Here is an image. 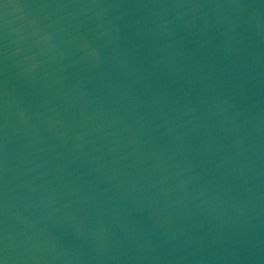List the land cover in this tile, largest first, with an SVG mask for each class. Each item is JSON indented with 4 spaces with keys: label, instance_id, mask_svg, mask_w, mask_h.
<instances>
[{
    "label": "water",
    "instance_id": "1",
    "mask_svg": "<svg viewBox=\"0 0 264 264\" xmlns=\"http://www.w3.org/2000/svg\"><path fill=\"white\" fill-rule=\"evenodd\" d=\"M4 264H264V0H0Z\"/></svg>",
    "mask_w": 264,
    "mask_h": 264
},
{
    "label": "snow or ice",
    "instance_id": "2",
    "mask_svg": "<svg viewBox=\"0 0 264 264\" xmlns=\"http://www.w3.org/2000/svg\"><path fill=\"white\" fill-rule=\"evenodd\" d=\"M0 264H4V261L2 259H0Z\"/></svg>",
    "mask_w": 264,
    "mask_h": 264
}]
</instances>
